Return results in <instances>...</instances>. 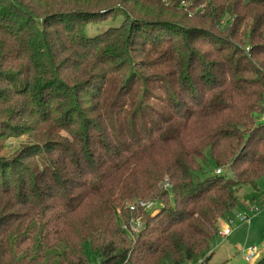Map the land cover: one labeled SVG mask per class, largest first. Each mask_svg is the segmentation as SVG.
Instances as JSON below:
<instances>
[{"label":"trees","instance_id":"16d2710c","mask_svg":"<svg viewBox=\"0 0 264 264\" xmlns=\"http://www.w3.org/2000/svg\"><path fill=\"white\" fill-rule=\"evenodd\" d=\"M263 108L264 0H0V113L39 148L0 155V264H207L264 176ZM152 196L156 228L128 208Z\"/></svg>","mask_w":264,"mask_h":264},{"label":"rangeland","instance_id":"374dc122","mask_svg":"<svg viewBox=\"0 0 264 264\" xmlns=\"http://www.w3.org/2000/svg\"><path fill=\"white\" fill-rule=\"evenodd\" d=\"M167 15V14H166ZM170 17L164 18L170 20L172 23H175L179 28H181V40H184V32L190 31V29H203L205 31H210L214 33L212 25L205 22L204 20H198V18H191L189 15L183 14L182 12H176L174 16L168 14ZM120 21H116V25L120 24ZM111 22L109 21V24ZM103 28L101 27L100 30ZM99 30V28H98ZM191 34V33H189ZM188 34V35H189ZM219 35V33H218ZM183 36V38H182ZM190 37V35H189ZM264 109V108H263ZM8 112V111H7ZM14 115H6V113H0V122L3 120V124H8L9 122L14 123V125L5 127L7 131L10 130L9 137L6 138V141L3 143V148L0 151V155L5 158H9L14 155H18L24 150H26V154H30L35 152L34 148L31 149L33 141L36 140L34 135L36 134V130L32 129L31 125H28L26 122L25 116H21L14 111ZM264 115V113H263ZM1 126V125H0ZM42 130V128L40 129ZM28 133V134H27ZM8 134V133H7ZM25 147H29L24 149ZM215 166L213 165L210 159H207L206 165L204 166V175H214L215 174ZM222 171V170H220ZM223 178H231V175L227 171H222L221 175ZM258 193L253 192L249 188H242L239 191L240 204H246L245 206L255 207L253 211H248V223H239L236 218L237 211H233L229 215V219L232 221L231 228L233 229L232 234L228 238H220L217 236L215 238V242L212 248V254L207 261V264H220L222 262L227 261L228 264H253L248 263L244 260V252L243 250L250 246H256L258 250L259 257L264 255V204H260V200L264 198V176L261 181L258 183ZM168 197L171 196L170 191H168ZM148 199H156V204L154 205L155 210L150 209L146 211L150 214L153 223L151 226L155 228L157 225L161 224L162 217H154L157 216L158 212L156 211L161 205L160 201L156 197H150ZM170 203V202H169ZM166 205V204H165ZM168 205V204H167ZM170 205V204H169ZM163 205H161L162 207ZM242 213H247V208L241 209ZM145 212V211H144ZM139 221H142L141 218H137ZM220 226L224 224L223 228H226L227 223L225 221L219 222ZM132 225V224H131ZM142 226V224H141ZM128 228V227H127ZM130 230V229H128ZM221 230V228H219ZM139 234V233H138ZM138 234L131 236V238H135ZM129 235V233H128ZM130 236V235H129ZM140 246V244H139ZM91 264H98V260L96 258H91Z\"/></svg>","mask_w":264,"mask_h":264},{"label":"built area","instance_id":"2783aa9c","mask_svg":"<svg viewBox=\"0 0 264 264\" xmlns=\"http://www.w3.org/2000/svg\"><path fill=\"white\" fill-rule=\"evenodd\" d=\"M261 121L264 123V115L262 116ZM220 172H221L220 170H217L215 172V174L218 175V174H220ZM165 188H168V186L166 185ZM155 203H156L155 199H148L146 201H137L135 203L129 204L128 208L130 211L137 209V208H141L144 211H148L150 209L154 210ZM251 209L253 210L252 207H250V210ZM236 218H237V221L241 224L249 222L248 215L245 213H242V212H237ZM226 223H227L226 228H223V229L218 231V236L220 238H223V239L227 238L231 234V232L233 231V229L231 228V225H232L231 219H228ZM127 227L128 226H125V225L123 226V228L131 236H134V235L138 234L140 232V230L142 229L141 221H139L138 219H132L130 221L129 227L128 228ZM128 229H130V230H128ZM243 252H244V260L248 263L255 262L259 257L258 250H257L256 246L247 247L243 250Z\"/></svg>","mask_w":264,"mask_h":264},{"label":"crops","instance_id":"0c3cea01","mask_svg":"<svg viewBox=\"0 0 264 264\" xmlns=\"http://www.w3.org/2000/svg\"><path fill=\"white\" fill-rule=\"evenodd\" d=\"M258 192H259V191H258ZM258 192H257V193H258ZM260 204H264V198H262V199L260 200ZM245 205H246V204H241V208L238 209L237 212H241V211H242L241 209L247 208V213H246V214H248V211H250V206H245ZM252 208L255 209V207H253V206H252ZM252 211H253V210L251 209V212H252ZM224 226H225L224 224H222L221 226H220V224H219V228H221V229H223ZM231 234H232V232H231ZM231 234H230V235H231ZM230 235H229V236H230ZM229 236H228V237H229ZM228 237H227V238H228Z\"/></svg>","mask_w":264,"mask_h":264}]
</instances>
